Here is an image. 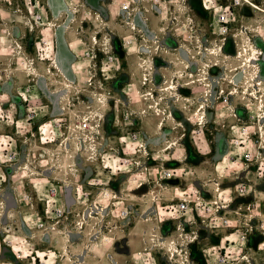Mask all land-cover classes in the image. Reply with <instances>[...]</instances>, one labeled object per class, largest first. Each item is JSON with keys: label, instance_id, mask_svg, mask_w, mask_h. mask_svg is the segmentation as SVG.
<instances>
[{"label": "rangeland", "instance_id": "rangeland-1", "mask_svg": "<svg viewBox=\"0 0 264 264\" xmlns=\"http://www.w3.org/2000/svg\"><path fill=\"white\" fill-rule=\"evenodd\" d=\"M86 1L0 0V143L8 139L3 134L11 133L13 136L9 139L21 152L18 162L21 165L18 169L15 168L16 166L4 167L6 166L4 153L7 152H1L0 148V175L1 180L3 179L0 185V201H4L6 207L5 212L2 213V221L11 227L6 233L7 243L3 241L5 235L0 233V264H113L103 254L97 255L100 251L96 253L97 251L93 249L84 250L81 244L87 238L83 236L39 232L33 223L36 218L28 219L31 220L29 224L23 221L25 215H35V217L38 213L44 215V206L37 199L34 198L32 202L35 212L29 210L30 206L26 205L25 201L17 200V195L20 198L23 191L32 197L48 193L49 173H46L47 176L34 177L40 173L39 165L56 162L58 167L52 165L47 169L58 171L59 167H63L62 164H66L67 172L70 173L71 169V173L78 175L83 183L91 177L102 175L103 171L106 173L103 163L96 160L97 157L86 158L90 150L97 149L96 143L93 144L94 146H89V142L92 139L94 141V138L87 135L84 138L86 145L82 140L84 134L73 140L76 138L75 134L77 136L81 134L76 127L73 129L75 133L72 137L62 136L63 139H56L55 143L58 145L51 146L50 152H44L40 159L36 152L27 153L23 143L24 138L15 134V122L21 119L20 130L26 132L27 123L22 118L28 110L38 106L33 103L27 106L22 99V93L29 98L35 95L31 81H28L26 71L22 69L25 55L35 58V67L41 72H45L46 67L51 66L52 81H48L50 78L39 73L37 69H34V72L31 69L29 73L30 78L36 82L39 78H43L39 80V85L40 83L44 85L48 81L47 87L39 91L42 95L45 93L51 96L50 101L43 98V102L49 104L46 105L47 109H52L51 112L46 111V113L51 115L54 113V116L62 112L61 105L64 102L60 104L59 99L66 93L53 92L62 90L68 79L72 81L70 94L82 91L80 87L84 84L85 74L91 69L90 65L93 66L92 70H97V72L93 71L96 72L93 81L102 79L100 60L103 55L99 53L94 62L84 56V51L94 44V36L95 42H98L95 44L97 48L108 40L111 43L115 58L113 64L119 66V71L110 79V89L113 95L119 98L120 107L127 106L128 110L135 114H138L143 104L141 96L140 98L138 96L140 92L136 90L133 94L135 100L130 102L125 91H130L127 88L129 83H138L145 68L153 67L158 85H161L165 79L170 80L172 76H181L180 78L185 81L194 80L191 85H187L189 87L164 92L168 97L167 100L170 101L165 106L172 111L176 121L171 119L168 111L165 116L147 115L142 121L137 120L135 127L141 128L142 137L145 138L150 149L159 151L166 146L160 151L164 152L162 156H171L174 151L175 158L180 154L185 155V161L198 169L202 179L215 175L214 166L219 161L223 162L226 172L235 170L232 153L227 152L231 149L233 129L239 131L248 127L250 130L260 128L264 131V91L260 89L257 95H252L254 90L244 81L245 74L238 73L241 70L240 60L233 57L239 49L247 45L243 35L250 36L257 47L254 61L259 66L260 74L264 76V0H107L104 9L101 10L103 14L89 5L98 8L99 0L87 1L89 4ZM250 2L256 3L258 8L250 6ZM32 3L35 5V13L40 10L45 15L41 24L27 23L31 17L29 7ZM223 12H226L228 18L224 23L228 27L226 34L220 31L223 24L219 17ZM174 15L178 18L173 21ZM134 21L137 26L133 24ZM54 37L58 50L53 62L57 69L55 71L50 62L46 60L39 62L37 54V49L45 46L44 38L52 40ZM78 40H83L84 44L79 45ZM165 49L173 50V54H167L168 57H175L176 53H179L185 59L187 66L183 64L180 69L175 68L174 63L162 56ZM151 58L152 65H150ZM215 63L217 65L214 67L206 66ZM235 73H238L237 80L242 75L237 87L230 82V77ZM166 85L167 83L161 86ZM189 88L193 89V92ZM83 91L92 92V89ZM98 91V88L94 90L95 97H90L88 92H85L83 97L89 103L93 102L90 106L92 110L103 111L102 115H98L97 112L96 117L98 120L99 116L105 117L104 145L121 147L123 143L120 137L124 133L120 132L117 126L119 112L115 99L110 103V98L115 97H108L103 93L102 97H99ZM184 96H189L190 100L185 101ZM56 100L58 104H55ZM203 103H207L206 110L202 108ZM189 115L192 117V122H198V118L203 117L200 134L195 133L198 125L195 126L187 120ZM160 119H162L161 123ZM178 127L180 129L170 132L171 129ZM63 133H66L65 129ZM81 140L83 145L80 144ZM67 147L73 152L76 151L78 162L73 161L71 157L64 162L61 150L67 153L68 157ZM148 151L146 148L145 153L147 154ZM120 154V152L117 154L111 152L110 164L116 166V157ZM122 172L119 171L115 176L113 181L115 188L126 185V178ZM30 177L35 179L30 181ZM31 182L38 185V190L35 191ZM64 191L65 188H62V193ZM148 205L146 201L138 204L139 210L144 211ZM178 223L175 219L163 222L145 220L138 211L129 224L133 233L128 235L129 228L126 227L128 230L117 238L111 252L114 257L119 258L120 264H131L135 252L138 264H182L174 257L169 259V250L174 249L169 243L172 242L173 245L182 241L184 243V240L178 236ZM199 228V237L191 241L186 248L190 264H206L205 258L210 264H218L217 247L214 248V245L220 243L222 237L229 236L230 231L219 228L216 234L203 222H200ZM234 237L231 236L230 239ZM9 240H13V243H9ZM129 242L134 246L133 250L129 249ZM152 246L153 249H149ZM256 246L255 242L253 246L255 262L263 264V253L257 252ZM148 250L151 251L148 253ZM176 250L180 251V248L174 251ZM35 255L38 258H35ZM82 256H85L84 260L81 259Z\"/></svg>", "mask_w": 264, "mask_h": 264}, {"label": "built area", "instance_id": "built-area-1", "mask_svg": "<svg viewBox=\"0 0 264 264\" xmlns=\"http://www.w3.org/2000/svg\"><path fill=\"white\" fill-rule=\"evenodd\" d=\"M34 6L32 3L29 7L31 17L27 23L41 24L45 15L40 10L35 13ZM219 19L223 24L220 31L222 34H226L228 31V27L224 25L228 21L226 12L221 13ZM93 40L94 44L84 51V56L94 62L99 53L103 55L100 60L102 79L93 81L97 70H92L93 66L90 65L91 69L85 74L84 84L80 87L82 91L80 93L75 91L74 94L67 92L65 96L60 98V104L64 102L61 105L62 112L56 116L53 115V117L52 115L47 116L40 121L37 116L38 113L34 109L28 110L22 119L27 123L26 132L20 130L21 119H17L15 134L24 138L23 143H25L27 153L36 152L40 159L44 152H50L51 146L58 145L55 143L56 139H63L62 136L72 137L75 133L73 129L76 127L81 134L79 136L75 134L76 138L72 139L76 140L83 134L94 138V141L92 139L89 144L96 143L97 149L90 150L89 156L86 158L95 159L97 157L96 160L103 163L106 173L103 171L102 175L91 177L83 183L78 175L71 173V169L69 170L70 173L67 172L66 164H62L63 167H59L58 171L47 169L52 165L58 167L56 162L39 165L38 171L40 173L36 175L38 177H34L47 176L46 173H49L48 193L41 196L37 192L38 195L32 197L23 191L20 198L17 195V200L25 201L26 205L30 206L29 210L35 212L32 202L34 198L37 199L44 206V215L39 213L36 217L35 215H25L23 216L24 223L29 224L31 220L28 219L36 218L33 223L39 232L47 231V233H55V235L76 234L83 236L87 238L81 244L84 250L93 249L97 251H95L96 253L100 251L97 255L103 254L113 264H120L119 260L113 256L111 249L116 245L117 238L121 233L128 230L126 227L129 228L128 235L133 233L132 226L129 224L131 219L136 217L138 211L141 217H145V220L163 222L168 219H175L179 222L177 225L178 236L184 240V243L182 241V243L175 244L177 248H180V251L169 250V259L174 257L182 264H190L186 248L191 241L199 237V224L203 222L209 230L216 234L219 228L230 231L229 236L222 237L220 243L214 245V248L217 247L218 264H257L253 256L255 242L257 252L263 253L264 256V131L260 128L250 130L248 127L239 131L233 129L231 149L227 152L232 153L236 165L235 170L225 172V176L222 178L212 175L202 179L195 166L184 165L186 162L185 155L180 154L175 158L174 151L171 156H162L164 152L160 151L164 150L166 146L159 151L150 149L145 138L142 137L141 128L135 127V122L137 120L142 121L147 115L165 116L170 110L165 105H168L170 101L167 100L168 97L165 96L164 92L168 90L170 92L172 89L181 90L185 86L191 85L194 80L185 81L180 78L181 76H172L170 80L162 81L161 85L167 83L163 87L156 82V72H154L153 67L145 68L138 83H129L127 88L130 91H125L128 93L126 95L130 102L135 100L133 94L136 90L140 92L138 96L139 98L141 96L143 104L140 106L138 114H135L128 110L129 107L127 106L120 107L119 98L115 97L110 89V79L119 71V66L113 64L115 58L111 43L108 40L103 42L100 48H97L95 44L98 42H95V36ZM43 43L45 46L37 49L39 62L46 60L53 65L56 52L58 53L57 41L55 37L52 40L44 38ZM78 43L79 45L84 44L83 40H78ZM35 63V58L25 55L22 69L26 71L28 81H35L30 78L29 73L31 69L33 72L34 69H37ZM50 69L51 66L46 67L45 72L37 70L50 78L53 76ZM53 70H57L54 65ZM48 81H52V79L50 78ZM88 88L92 89V92L83 91ZM97 88L99 89L97 92L99 97H102L103 94L108 97H115L110 98V103L112 99H115L119 112L117 126L120 132L124 133L120 137V141L123 143L121 147L104 145L105 130L103 124L105 117L99 116V120H97V111L90 108L93 102L89 103L83 97L85 92L90 93V97H95L93 94H96L94 90ZM21 95L27 106L31 103L34 104L27 95L24 93ZM184 98L185 101L190 100L189 96H184ZM202 119L203 117H199L198 122H192V117H187V120L191 121L193 125H198L195 129L196 134L201 133ZM63 129L66 133H63ZM3 136L8 138L0 143L1 152H7L4 153L6 163L4 167L16 166L15 168L18 169L21 165L18 163L21 152H19L17 145H14V142L9 139L13 136L11 133H5ZM84 138L82 137V140L86 145L87 142ZM168 142L166 141V143ZM60 145L62 146V143ZM76 147L78 148V144ZM146 148L149 150L147 154L145 153ZM91 149L93 148L91 147ZM61 152L64 155V162L67 161L69 159L67 153L62 150ZM111 152L121 153L118 155L119 157H116V166L110 164ZM94 154L98 155L94 156ZM168 158L169 160H167ZM172 160L177 161L178 166H168ZM119 171H123L126 185L115 188L113 181ZM1 177L0 175V185L3 182ZM35 178L30 177L29 179L32 181ZM31 183L35 191L38 190V185L34 182ZM62 188H65L64 193H62ZM220 188L221 191H219ZM144 201L149 205L144 211H140L138 204H143ZM5 209L4 201H0V233L5 235L3 241L7 243L6 233L11 227L2 221V213L5 212ZM231 236H235L234 239H230ZM9 243L12 244L13 240H9ZM153 247L149 249L152 250ZM151 250H148V253ZM136 255L135 252L131 264H138ZM84 258L85 256L81 257L83 260ZM205 261L206 264H210L208 259L205 258Z\"/></svg>", "mask_w": 264, "mask_h": 264}, {"label": "bare ground", "instance_id": "bare-ground-1", "mask_svg": "<svg viewBox=\"0 0 264 264\" xmlns=\"http://www.w3.org/2000/svg\"><path fill=\"white\" fill-rule=\"evenodd\" d=\"M250 6L255 7V8H258V5L256 3H254V2H250ZM133 24H135L137 26V23L135 21L133 22ZM243 36H244L243 38H244L245 42L247 43V45H245L244 48L239 49L237 51V53L235 55H233V57H235L236 59H239L240 60L239 69H241V70L238 73L239 74L240 73L241 74H245L244 75L245 76L244 77L245 78L244 81L247 82L248 85H251L253 87V90L254 91L252 92V95H257V92L260 89H261V91H264V84H262L264 82V76H262L260 74L259 66L254 61L256 59L255 58V55H256V51H257L256 48L257 47H255V45L253 44V41H252V39H251L250 36H247L246 34H244ZM172 51L173 50L165 49L164 50V53L162 54V56L165 57L169 62L174 63L175 64V68H177V69H180V67L183 64L186 67V64L187 63H186L185 59L182 56L179 55V53H176L175 57H168L167 54H173ZM150 61H151L150 65H152V63H153L152 58H151ZM215 65H217V64L216 63L215 64H211V65L210 64H206V66H208V67H214ZM248 67H250L252 69L248 70L247 69ZM238 73H235L234 75H232L230 77V82H232L235 87H237V85L239 84L240 78H242V75H241V77L239 78V80L236 79V76H238L237 75ZM71 84H72V81L70 79H68V81H66L65 86H64V88L62 90H57V91H55L53 93H57V94L64 93V92L65 93H67V92L70 93L72 91V88H71L72 85ZM202 108L206 110L207 109V103H203ZM94 111H97L98 112V115L99 114L100 115L103 114V111L100 110V109L99 110L98 109H95ZM169 111H170L171 119L173 121H176V119H175L174 114L172 113V111L171 110H169ZM161 120L162 119H160V123H161ZM202 123L203 122H201V124ZM162 126H163V123H162ZM84 137H86V134H84ZM80 144L83 145V141L82 140L80 141ZM89 146H94V145L93 144H89ZM83 148L84 147H82V149ZM67 150L69 151L68 158L71 157V158H73V161L78 162L79 159L76 161V158H77V156L75 155V152L76 151H74V152L71 151L69 149V147H67ZM77 155L79 156L80 154H77ZM214 167H215V175L214 176H217V177L219 176L220 178H222L225 175V172H226V167L223 166V162H221V161L217 162ZM219 191H221V188L219 189ZM169 246H171L172 248H174V250L177 249V247L175 245H173V244H169Z\"/></svg>", "mask_w": 264, "mask_h": 264}, {"label": "crops", "instance_id": "crops-1", "mask_svg": "<svg viewBox=\"0 0 264 264\" xmlns=\"http://www.w3.org/2000/svg\"><path fill=\"white\" fill-rule=\"evenodd\" d=\"M38 82H36V81H31L30 82L31 85H32V87H33V90H34L33 94H35L37 96H35V95L33 97L30 96L29 99H31L34 102V104L36 106H38L37 108H34V110L38 113L37 116H38L39 120L42 121L47 116L51 115V114H47L46 111H48V112L50 111L51 112V110H52L51 108L50 109H47L46 108V105H49V104H46L47 102L44 103L43 102V98H44V100H49L50 101L51 100V96L49 97V95L47 96V94H45V93H43L44 95H42V93L40 92L41 91V88L43 89V88H46L47 87L48 82H45V84H44L45 86L42 83H40V85H39ZM38 85H39V87H38ZM57 101L58 100H56V103L55 104H58ZM59 101H60V99H59ZM22 106H24V103L22 104ZM52 114L54 115V113H52ZM53 115H52V117H53ZM176 129H180V128L179 127L178 128H173V129L170 130V132H174V130H176ZM186 163H188V162H185L184 165H190V164H186ZM174 164H177L178 165L179 163L178 162H175V163L169 162L168 163V166H173ZM129 243H130V246H131V247L129 246V249H132L133 250L134 249V246L132 245L131 242H129ZM117 259H119V258H117Z\"/></svg>", "mask_w": 264, "mask_h": 264}, {"label": "flooded vegetation", "instance_id": "flooded-vegetation-1", "mask_svg": "<svg viewBox=\"0 0 264 264\" xmlns=\"http://www.w3.org/2000/svg\"><path fill=\"white\" fill-rule=\"evenodd\" d=\"M88 2L90 1V2H92L91 0H87ZM105 4H107V0H99V2H98V8L100 9V10H103L104 9V5ZM178 18V16H173V18H172V20L174 21V19H177Z\"/></svg>", "mask_w": 264, "mask_h": 264}, {"label": "water", "instance_id": "water-1", "mask_svg": "<svg viewBox=\"0 0 264 264\" xmlns=\"http://www.w3.org/2000/svg\"><path fill=\"white\" fill-rule=\"evenodd\" d=\"M86 1V0H85ZM86 3L87 4H89L87 1H86ZM92 8H94L95 10H98V11H100L102 14H103V12L99 9V8H96L94 5H92V4H89ZM263 58H264V53H263Z\"/></svg>", "mask_w": 264, "mask_h": 264}]
</instances>
